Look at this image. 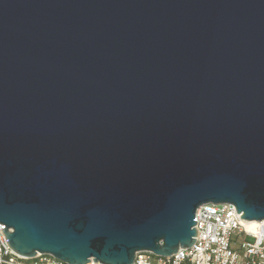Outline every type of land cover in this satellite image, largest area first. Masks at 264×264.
<instances>
[{"label":"water","instance_id":"95a60500","mask_svg":"<svg viewBox=\"0 0 264 264\" xmlns=\"http://www.w3.org/2000/svg\"><path fill=\"white\" fill-rule=\"evenodd\" d=\"M224 203L264 221V0H0L13 251L168 258Z\"/></svg>","mask_w":264,"mask_h":264},{"label":"built area","instance_id":"2783aa9c","mask_svg":"<svg viewBox=\"0 0 264 264\" xmlns=\"http://www.w3.org/2000/svg\"><path fill=\"white\" fill-rule=\"evenodd\" d=\"M230 203L205 204L196 211L198 236L172 257L138 252L134 264H264V221L249 229ZM0 224V264H66L50 254L25 259L11 249ZM88 264H101L91 260Z\"/></svg>","mask_w":264,"mask_h":264},{"label":"bare ground","instance_id":"6f19581e","mask_svg":"<svg viewBox=\"0 0 264 264\" xmlns=\"http://www.w3.org/2000/svg\"><path fill=\"white\" fill-rule=\"evenodd\" d=\"M258 223H259L258 221H250V222L247 221L246 224L249 229H253Z\"/></svg>","mask_w":264,"mask_h":264}]
</instances>
